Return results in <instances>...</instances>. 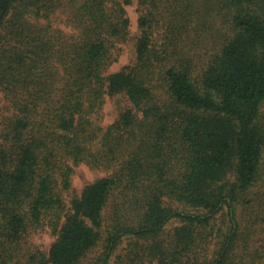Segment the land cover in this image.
I'll return each instance as SVG.
<instances>
[{
    "label": "trees",
    "instance_id": "obj_1",
    "mask_svg": "<svg viewBox=\"0 0 264 264\" xmlns=\"http://www.w3.org/2000/svg\"><path fill=\"white\" fill-rule=\"evenodd\" d=\"M133 1L0 0V264H85L99 245L110 264L171 221L158 264H264V0H137L136 61L110 73ZM117 95L132 107L103 128ZM80 165L109 175L67 202Z\"/></svg>",
    "mask_w": 264,
    "mask_h": 264
},
{
    "label": "rangeland",
    "instance_id": "obj_2",
    "mask_svg": "<svg viewBox=\"0 0 264 264\" xmlns=\"http://www.w3.org/2000/svg\"><path fill=\"white\" fill-rule=\"evenodd\" d=\"M127 14L130 19V39L125 44L120 45V56L113 64L110 69V73H115L122 70L124 67L133 64L136 61V42L141 35V29L139 26V20L142 16V11L138 5V1L134 0L133 3L127 7ZM53 29L63 33L65 38H69L76 31L68 25L67 17L64 13H60L52 19ZM4 108L5 106L2 105ZM131 103L124 95H117L114 97H106V102L103 107V112L101 116V125L103 128L109 127L115 121L118 120L120 115L131 108ZM1 120V119H0ZM1 124H0V134H1ZM109 173L103 170L92 169L86 165H80L75 168V172L72 176L71 189L69 192L64 194L67 202L71 201L74 197H80L86 186L108 176ZM165 205L167 207L186 210L182 206L172 203L169 200H165ZM186 211L193 212L190 209ZM224 217H219L214 223L216 225V230H224V223H226ZM181 227V222L171 221L165 228V232L156 242L151 240L145 241L142 239H135L132 237L124 238L116 250L113 252L110 264H158V258H154L150 253L155 245L162 244L164 248H169L174 246V241L172 242V237L174 236L177 228ZM211 239V238H210ZM208 240L205 244L202 252V260L210 261L214 258L216 252L220 247V239L214 236L212 240ZM55 237L47 229L40 231L37 234H33L29 239L28 246L31 250L38 249L41 252L48 253ZM103 257V245H99L87 256L85 264H100L99 259Z\"/></svg>",
    "mask_w": 264,
    "mask_h": 264
}]
</instances>
